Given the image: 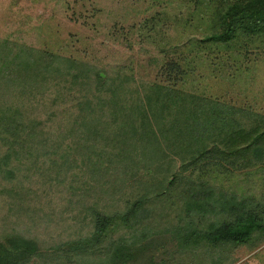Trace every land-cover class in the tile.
Masks as SVG:
<instances>
[{
	"label": "rangeland",
	"instance_id": "374dc122",
	"mask_svg": "<svg viewBox=\"0 0 264 264\" xmlns=\"http://www.w3.org/2000/svg\"><path fill=\"white\" fill-rule=\"evenodd\" d=\"M234 1L0 0V110L18 108L22 123L36 115L31 123L47 138L46 147L32 138L31 150L8 158L0 139V240L19 235L34 239L46 254L57 247L65 253L64 242L92 231L88 206L110 213L146 195L132 227L108 237L133 243L131 257L116 264H264L263 232L239 245L187 236L249 213L264 224V134L252 138L264 124V33L200 42ZM47 54L63 60L43 69ZM97 72L109 77L104 87L94 84ZM98 88L102 96L115 94L123 115L94 122L105 141L88 136L81 124L82 117L93 122L99 104L109 110L93 98L90 112L82 98ZM207 101L213 126L204 133L200 118L195 129L217 148L211 144L210 152L197 155L189 147L191 134L173 146L160 126L183 121L178 113L184 107L201 115ZM132 127L135 137L152 130L154 164L143 156L130 166L117 161L141 151L120 145ZM182 158L175 173L163 170ZM107 176L112 182H104ZM67 260L63 254L61 262ZM47 262L32 257L26 264ZM96 262L88 256L77 264Z\"/></svg>",
	"mask_w": 264,
	"mask_h": 264
},
{
	"label": "trees",
	"instance_id": "16d2710c",
	"mask_svg": "<svg viewBox=\"0 0 264 264\" xmlns=\"http://www.w3.org/2000/svg\"><path fill=\"white\" fill-rule=\"evenodd\" d=\"M239 33L251 35L264 33V0H235L233 3L226 7V9L218 18L215 30L210 34L204 35L200 39V42L224 43L232 40ZM55 58H57V56H51L50 54H47L42 58L40 64L41 67H44L43 69H49L48 66L54 61ZM58 58L60 60H63V58ZM33 71L31 73H33ZM44 76L45 73L41 72L40 79L43 80ZM26 77H28V80H33V77L31 75L24 76V78ZM35 77H38L37 74H34V78ZM74 77H78L77 74L72 77L73 81ZM108 79L109 77L106 78V76H103L102 74L97 72L95 74L96 82L94 84L104 87V83H106ZM112 85L114 84L109 85V88L112 87ZM96 91L94 92V94H91L92 97L87 96V94L83 95L82 97L86 99L85 103L90 107V112L94 111L93 105L95 104V102L91 100L93 98L98 99L99 102L104 100V103L108 104L109 110L107 112L106 110H104L102 105L99 104L98 110L100 111V113L93 120V122L86 123V121H83L85 117H82L81 124H84V131L88 132V136L105 141V136H102L99 133L102 132V130L98 129L97 123L94 122H98L99 120L103 119V117H113L114 119H120V117H122L123 115H121L122 110L117 109L118 107L116 108L117 105H120L118 104L120 100H116L115 98L114 101L115 94H113V96L111 95L110 97H106L101 95V89L98 88ZM77 99L81 98L77 97ZM175 99H173L172 101H177L176 96ZM207 102V108L203 110L201 115H197L196 111L189 106V108L184 107L178 113L180 114V116L183 115V121L169 125L162 124L160 122L163 126H160V131L166 132L168 134L167 138L169 142H175L173 146L178 147L179 143L181 141H185L186 138H188L187 136L191 134V139H193L195 143L191 144L189 147L194 148V151L197 153V155H202L206 152H210L211 144V147L217 148V146L213 145V143H207L205 141L207 139V136L204 137V135H202V132L195 129V127L198 125H196L194 121L195 119L200 118L202 119L199 121L201 122L199 125L204 133L206 130H210V128L213 126L212 125L210 127V101ZM173 104L175 103H172V105ZM172 105L170 104L169 106L171 107ZM11 107L12 106H9L7 108H4L3 110H0V139L2 140V142H4V147L7 149V158L10 157L11 152L16 153L17 151L21 152V150H31L34 140L29 144L28 141L32 140V138H36L37 141L41 143L40 145L39 143H37L38 147H42V145L46 147L47 144L45 143V141L47 140V138L44 137V130L38 129V123H36L35 125L31 123V120H36V115H32L28 122L22 123L19 118V116H22L21 111L18 108ZM111 107H113V109H111ZM141 115L144 114L139 113L138 117L144 118V116ZM126 116L127 115H124V117ZM135 116L137 117V115ZM78 119L79 115L74 118V121L78 122ZM131 129V131H128L126 133L123 132L124 137L126 138L120 139L119 142H122L120 145H125L123 148L124 151H126L127 149L135 150L136 148H138V146L141 148V151L140 153H138V155L135 156H132L129 153H127V155L123 154L117 158V161H124V166H130V164L134 162V159H138L141 162V157L143 156L144 161L148 160L150 164H154L158 159V154L156 155L151 153V151H157L155 146V142H157L156 137L152 138L149 135L152 130L148 131L147 129H145V132L148 135L142 132L138 133V136L135 137L137 130H133V127ZM213 129H215V131L221 132L223 130V127L215 126L213 127ZM257 131H259L257 132V134H254L255 132H253L252 138L264 134V124L260 128H258ZM46 136L48 137V135ZM253 139L255 140V138ZM237 149H239V144L234 146L233 152ZM194 151H192V153ZM194 156L195 155H192V157ZM196 159H198V156L194 157L192 160L196 162ZM180 161V164H178L177 166L173 165L172 167H170L169 165H165L163 170L167 172L171 169L173 173H175L178 168L183 166L184 159L182 158ZM10 163L11 161L9 159L3 161V164H5L6 168L10 165ZM107 177L108 179L104 182H112L110 176ZM174 181L175 178L168 185H172ZM157 185V189H159L161 183ZM163 188L164 185H162L161 189ZM146 199V195H140L133 200L127 199L124 205H128V208H119L118 210L116 209L114 212L110 213L98 208H92V206H88L89 217L92 223V231L86 238H78L75 240L64 242V245L66 247V251L64 250L65 253H63V250L60 249V247H57L55 248V250H50L46 254L37 246V242L34 239L22 237L19 235L6 236L2 240H0V264H26L32 257H46L48 258L47 264H64L61 262V257L63 256V254H66V257L68 258L66 264H77L79 260L88 256H90L91 258H95L97 260L96 264H107L108 262L111 264L121 262L125 263L126 259L131 257L129 253H131L132 250L129 249V246L133 247V243L128 242V239L123 237H108H110V234L114 232L115 229H130L132 227L131 223H133L132 220L142 209ZM256 231L264 233V224L261 223L256 216L249 213L245 214V216L235 217L234 221L232 222L225 221L218 224H209L207 228L190 232L187 236L190 238L195 237L200 243L204 241L202 243H228L239 245L247 243Z\"/></svg>",
	"mask_w": 264,
	"mask_h": 264
}]
</instances>
